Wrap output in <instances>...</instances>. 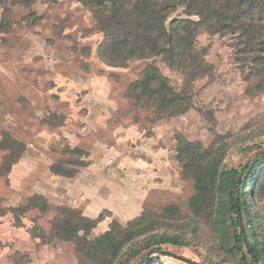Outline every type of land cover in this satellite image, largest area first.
<instances>
[{
	"label": "rangeland",
	"instance_id": "obj_1",
	"mask_svg": "<svg viewBox=\"0 0 264 264\" xmlns=\"http://www.w3.org/2000/svg\"><path fill=\"white\" fill-rule=\"evenodd\" d=\"M24 1L0 0V264H254L212 207L194 214L193 169L178 151L182 140L198 142L241 177L264 153V91H248L255 79L237 66L232 39L198 35L214 75L194 83L192 108L161 118L129 96L146 62L115 66L101 56L105 34L92 5ZM155 65L182 87L180 70L161 58ZM263 182L248 201L264 245ZM34 194L46 207L27 205ZM66 215L98 220L89 239L132 220L138 234L116 260L98 250L93 261L54 229ZM156 233L180 243L158 253Z\"/></svg>",
	"mask_w": 264,
	"mask_h": 264
},
{
	"label": "trees",
	"instance_id": "obj_2",
	"mask_svg": "<svg viewBox=\"0 0 264 264\" xmlns=\"http://www.w3.org/2000/svg\"><path fill=\"white\" fill-rule=\"evenodd\" d=\"M78 1L93 6L98 28L105 34L101 56L115 66H128L136 60L146 62L129 96L152 108L161 118L180 115L192 108L194 83L214 75L212 64L206 60V50L197 46V37L202 31L230 37L237 66L246 79H255L248 91H264V0ZM24 2L27 5L28 1ZM178 11L181 14L171 17ZM158 58L169 68L182 72L180 89H176L155 65ZM178 151L181 156L186 153L190 159L188 165L193 169L197 188L192 199L194 214L199 215L212 207L216 225L233 234L235 247L239 250L250 248L254 264H264V245L260 244L258 236L261 232L256 228L248 201L253 195L254 181L264 177V153L244 167L245 175L241 177L236 169L222 168L221 160L213 156L212 150H203L198 142L182 140ZM54 169L67 173L62 167ZM27 205L46 207L41 194L30 197ZM71 216L58 218L54 229L65 239L75 241L79 254L93 261H96L98 250L105 257L107 251H112V259L116 260L126 241L138 234L132 220L125 228L116 223L103 234L89 239L90 229L98 220ZM244 218L248 223L245 229ZM156 234H160L156 236L159 246L155 251L158 253L164 243H180L177 236ZM119 264L125 263L120 261Z\"/></svg>",
	"mask_w": 264,
	"mask_h": 264
}]
</instances>
